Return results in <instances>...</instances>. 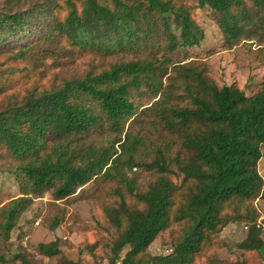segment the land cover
Here are the masks:
<instances>
[{
	"label": "trees",
	"instance_id": "16d2710c",
	"mask_svg": "<svg viewBox=\"0 0 264 264\" xmlns=\"http://www.w3.org/2000/svg\"><path fill=\"white\" fill-rule=\"evenodd\" d=\"M196 9L211 12L229 49L264 45V0H0V171L13 173L21 191L0 208L3 243L33 199L67 200L91 182L110 183L114 171L124 189L102 196L115 198L104 211L119 231L110 264H195L221 248L218 236L232 224L247 231L241 256L264 248L256 206L264 202V83L249 96L235 84L219 86L201 66L172 60L204 39ZM91 56L121 62L69 77L73 63ZM44 60L66 68L60 81L48 85ZM144 94L158 100L138 112L133 96ZM145 122L165 139L144 165L156 179L135 192L120 169L138 165L142 142L130 128L120 138L128 123ZM102 137L110 147L97 148ZM59 226L57 219L52 228ZM163 234L172 252L152 256ZM37 249L62 254L58 241ZM0 263L9 262L0 255Z\"/></svg>",
	"mask_w": 264,
	"mask_h": 264
},
{
	"label": "rangeland",
	"instance_id": "374dc122",
	"mask_svg": "<svg viewBox=\"0 0 264 264\" xmlns=\"http://www.w3.org/2000/svg\"><path fill=\"white\" fill-rule=\"evenodd\" d=\"M182 1L188 6L196 5V0ZM245 1L250 6H255L263 0ZM193 18L203 30L204 39L198 47L186 50L185 53L175 52L171 55L172 60L181 64L190 63L193 66H201L219 86L235 84L247 95H253L264 83V45H260L257 41H247L229 49L209 10L196 9L193 12ZM176 34L179 37L180 32L176 31ZM120 62L121 58L117 56L109 58L91 56L73 63L70 66L69 77H76L90 66L103 71L109 69L112 64ZM42 63L43 70L47 71L48 85L53 81H60L66 68H58L55 66L56 63L49 60H44ZM133 100L138 112H141L152 106L158 99L144 94L140 97L133 96ZM139 125L133 129V126L128 123L125 133L120 138V144H123L125 134L130 128L132 134L137 135L142 142L134 155L138 165H135L136 167L132 170L126 165L120 169L121 176L134 187V191L136 185L147 189L156 179L157 174L154 171H147L144 165L151 164L155 157V150L164 146L165 139L161 130L154 125L148 122H145L143 126ZM95 144L97 148L105 149L110 147L111 140L102 137ZM120 144L115 145L118 154L123 153ZM127 158L125 155L122 161H126ZM171 169L175 170V166ZM258 170L264 180V155L258 164ZM111 172L115 178L110 183L102 186L97 182H91L67 200L54 201L51 193L42 198L33 199L32 205L18 218L10 240L7 243L0 240V255L8 260V264H67L70 261L75 264H110L113 257V244L118 239L119 231L108 220L104 211L108 207L106 204L114 202L115 198L102 199V196L116 189H124L123 181H120L114 171ZM169 178L175 180L172 176ZM19 186L13 173L0 171V208L20 197ZM128 203L133 205L130 199ZM256 206L264 216V202H256ZM57 219L60 220V226L53 229V223ZM246 232L243 224L228 226L218 236L221 248L211 257L201 258L195 264H264V248L260 252H251L246 256L240 255L237 247L245 239ZM171 240L169 234L158 236L150 247V254L168 256L173 249ZM56 241L59 242L62 252L60 256L48 258L37 249L40 244ZM128 252L129 248H125L120 253L121 260ZM18 256H22V259Z\"/></svg>",
	"mask_w": 264,
	"mask_h": 264
},
{
	"label": "built area",
	"instance_id": "2783aa9c",
	"mask_svg": "<svg viewBox=\"0 0 264 264\" xmlns=\"http://www.w3.org/2000/svg\"><path fill=\"white\" fill-rule=\"evenodd\" d=\"M262 217H263L262 220L260 219L261 222L264 221V216H262Z\"/></svg>",
	"mask_w": 264,
	"mask_h": 264
}]
</instances>
